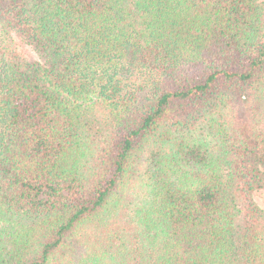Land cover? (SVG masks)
<instances>
[{
	"label": "trees",
	"instance_id": "obj_1",
	"mask_svg": "<svg viewBox=\"0 0 264 264\" xmlns=\"http://www.w3.org/2000/svg\"><path fill=\"white\" fill-rule=\"evenodd\" d=\"M263 189L264 0H0V264H264Z\"/></svg>",
	"mask_w": 264,
	"mask_h": 264
},
{
	"label": "rangeland",
	"instance_id": "obj_2",
	"mask_svg": "<svg viewBox=\"0 0 264 264\" xmlns=\"http://www.w3.org/2000/svg\"><path fill=\"white\" fill-rule=\"evenodd\" d=\"M20 51L23 53V55L30 61H37V57L34 54V52L31 50V48L27 45H24L20 42H18ZM254 201L256 204L264 211V189L259 190L254 193Z\"/></svg>",
	"mask_w": 264,
	"mask_h": 264
}]
</instances>
